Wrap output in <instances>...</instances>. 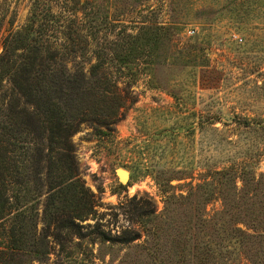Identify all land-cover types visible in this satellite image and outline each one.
Wrapping results in <instances>:
<instances>
[{
	"label": "rangeland",
	"instance_id": "rangeland-1",
	"mask_svg": "<svg viewBox=\"0 0 264 264\" xmlns=\"http://www.w3.org/2000/svg\"><path fill=\"white\" fill-rule=\"evenodd\" d=\"M36 14L84 41L69 72L106 59L119 99L71 138L88 199L44 188L16 246L0 227V264H264V0H0V55Z\"/></svg>",
	"mask_w": 264,
	"mask_h": 264
},
{
	"label": "trees",
	"instance_id": "trees-1",
	"mask_svg": "<svg viewBox=\"0 0 264 264\" xmlns=\"http://www.w3.org/2000/svg\"><path fill=\"white\" fill-rule=\"evenodd\" d=\"M36 20L38 14L7 39L0 55V91L6 93L3 101L9 98L6 109L0 108V227L8 238L5 245L18 244L44 188H48V206L59 202L65 207L88 199L78 178L71 138L88 120L90 111L84 106L95 95L119 99L115 83L108 79L102 82L108 87L98 90L106 59L98 55L90 77L82 71L69 72L68 57L81 52L84 41L72 37L65 45L52 42L47 37L51 26ZM79 187L81 193L76 191ZM75 218L57 219L56 228L74 229Z\"/></svg>",
	"mask_w": 264,
	"mask_h": 264
},
{
	"label": "water",
	"instance_id": "water-1",
	"mask_svg": "<svg viewBox=\"0 0 264 264\" xmlns=\"http://www.w3.org/2000/svg\"><path fill=\"white\" fill-rule=\"evenodd\" d=\"M117 175H118L120 181H121L123 184L128 183V181H129V172H127V171L124 170V169H118V170H117Z\"/></svg>",
	"mask_w": 264,
	"mask_h": 264
},
{
	"label": "built area",
	"instance_id": "built-area-1",
	"mask_svg": "<svg viewBox=\"0 0 264 264\" xmlns=\"http://www.w3.org/2000/svg\"><path fill=\"white\" fill-rule=\"evenodd\" d=\"M189 33H190V34H194L195 32H194V31H190ZM235 38H236L239 42H242V39H241V38H239V37H237V36H235Z\"/></svg>",
	"mask_w": 264,
	"mask_h": 264
}]
</instances>
